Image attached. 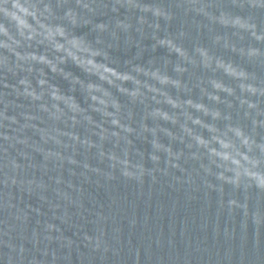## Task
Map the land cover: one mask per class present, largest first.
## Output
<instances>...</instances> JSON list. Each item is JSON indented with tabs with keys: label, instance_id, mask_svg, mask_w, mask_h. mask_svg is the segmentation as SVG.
Here are the masks:
<instances>
[{
	"label": "clouds",
	"instance_id": "9594fccd",
	"mask_svg": "<svg viewBox=\"0 0 264 264\" xmlns=\"http://www.w3.org/2000/svg\"><path fill=\"white\" fill-rule=\"evenodd\" d=\"M109 11L115 19L95 22ZM133 32H150L152 51H166L162 62L121 66L109 55L118 34L132 43ZM44 118L48 126L37 127ZM29 131L60 151L30 143ZM17 146L69 164L77 149L95 150L109 171L82 167L107 180L118 171L142 184L174 170L189 187L264 193V0H0V168L12 184L21 165L9 150ZM227 206L246 209L234 199ZM9 247L23 264V247Z\"/></svg>",
	"mask_w": 264,
	"mask_h": 264
},
{
	"label": "water",
	"instance_id": "95a60500",
	"mask_svg": "<svg viewBox=\"0 0 264 264\" xmlns=\"http://www.w3.org/2000/svg\"><path fill=\"white\" fill-rule=\"evenodd\" d=\"M120 12L122 18L125 13ZM113 19L109 11L95 22ZM178 27L176 21L169 31ZM77 34L90 40L95 37L87 28L77 29ZM118 35L119 42L109 55L121 66L130 60L162 62L166 56L164 49L152 51L150 32L145 38L131 33L132 43ZM201 42L208 43L207 34ZM219 54L231 56L223 51ZM66 70L79 74L71 65ZM56 83L67 89L64 81ZM44 119L37 127L48 126ZM78 131L84 134L82 129ZM26 135L44 151H60L50 143L43 144L31 131ZM134 145L145 154L151 150L141 140H134ZM17 151H26L29 158L21 159ZM62 155L71 156V150ZM9 156L15 157L21 168L16 184L5 179L12 173L0 168V264H9L10 257L12 264H20L9 245L23 247V264L32 260L37 264H264V193L253 190L246 194L225 187L221 194L204 188L199 181L189 187L177 183L184 176L174 170L167 176L156 173L154 179L145 177L142 184L122 178L118 171L107 180L82 167L87 163L90 168L109 171L106 161H98L95 150L86 153L77 149L73 157L77 164L45 160L42 152L20 146L10 149ZM145 164L152 168L147 160ZM184 167L191 170L195 165ZM28 182H32L31 190ZM230 199L246 204V209L229 208Z\"/></svg>",
	"mask_w": 264,
	"mask_h": 264
}]
</instances>
